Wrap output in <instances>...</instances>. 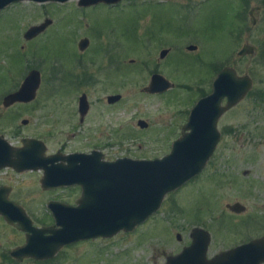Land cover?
Listing matches in <instances>:
<instances>
[{"label":"rangeland","instance_id":"374dc122","mask_svg":"<svg viewBox=\"0 0 264 264\" xmlns=\"http://www.w3.org/2000/svg\"><path fill=\"white\" fill-rule=\"evenodd\" d=\"M79 1H22L0 12V136L14 146L31 137L45 142L48 154L99 150L109 161L155 160L171 152L200 98L189 87L196 91L201 80L203 92L210 90L224 67L249 75L254 87L221 118V140L202 173L168 195L158 213L131 233L82 241L68 249L69 260L56 264H163L190 244L194 227L210 232V258L263 238L264 0H129L88 7ZM257 9L253 27L249 12ZM238 12L241 34L230 25ZM47 18L53 23L26 41L25 32ZM87 37L91 44L81 52L78 42ZM167 42L174 43L175 52L158 63ZM246 43L256 53L240 58ZM189 45L197 49L187 51ZM33 68L43 79L37 98L5 108L4 96ZM159 68L174 80L175 90L163 96L143 93ZM61 71H67L65 82ZM83 71L99 81L85 77L78 83ZM84 93L92 108L81 124L78 101ZM118 94L120 103L109 106L108 96ZM140 121L148 128L141 129ZM42 177V170L0 174V184L14 187L11 198L37 228L55 224L49 201L76 206L81 195L80 187L45 191ZM235 203L246 211L227 208ZM0 242H27L26 233L1 214Z\"/></svg>","mask_w":264,"mask_h":264},{"label":"water","instance_id":"95a60500","mask_svg":"<svg viewBox=\"0 0 264 264\" xmlns=\"http://www.w3.org/2000/svg\"><path fill=\"white\" fill-rule=\"evenodd\" d=\"M22 1L38 3L69 0H0V11ZM124 0H81L80 6L88 7L98 3L109 5ZM254 10L251 11L253 15ZM32 26L25 33L30 41L42 34L51 24ZM256 23V20H254ZM90 42L87 38L80 41L79 48L84 51ZM197 46H189L195 51ZM168 51H163L165 58ZM255 54V47L245 44L238 56ZM41 73L33 70L26 77L19 90L3 99L5 108L16 103H31L37 98L41 86ZM254 87L249 75H238L236 69L225 67L213 83V92L200 100L182 136L173 143L172 151L155 160L117 159L113 162L102 161L103 154L62 153L47 156L46 144L35 138H24L22 146L12 145L4 136H0V171L13 168L17 172L43 170L41 180L43 190L78 185L83 192L76 206L51 201L48 208L52 211L55 225L49 228H36L20 205L9 201L8 195L0 190V214L11 223L26 232L27 246L31 256L37 259L51 258L65 245L95 238H112L120 232H132L144 224L161 209L168 194L183 187L198 176L207 166L220 140L219 119L243 101ZM171 88L162 76L154 75L148 87L142 89L147 94H157ZM122 98L114 95L108 98L113 104ZM224 99L226 105H222ZM88 98H80L82 121L88 113ZM27 121H24L26 124ZM141 129L149 124L140 121ZM227 208L241 214L246 208L235 203ZM181 240V235H177ZM190 246L175 257L168 258L167 264H264V237L239 245L226 252L208 258L211 234L206 229L196 227L191 233Z\"/></svg>","mask_w":264,"mask_h":264},{"label":"flooded vegetation","instance_id":"af4514ba","mask_svg":"<svg viewBox=\"0 0 264 264\" xmlns=\"http://www.w3.org/2000/svg\"><path fill=\"white\" fill-rule=\"evenodd\" d=\"M124 1H129V0H124ZM124 1H121V2H124ZM80 2H81V0L79 1V6H80ZM121 2H119V3H121ZM101 4H103V5H107L106 3H101ZM118 4V3H117ZM113 5H115V4H113ZM80 7H82V6H80ZM111 7V6H110ZM112 7H114V6H112ZM251 11L252 10H250V12H249V16L253 19L252 20V25H253V27H256L257 26V24H258V21H257V18H256V16H255V12H257L258 11V9L257 10H254V12H253V15H251ZM254 20H256V23H254ZM41 35V34H40ZM39 35V36H40ZM38 37V36H37ZM149 40H151L149 37H147ZM35 39V38H34ZM85 39V38H84ZM87 39H88V37H87ZM82 40V39H81ZM81 40H79V42H78V47H79V45H80V41ZM89 40V42H90V44H91V41H90V39H88ZM27 41V40H26ZM163 41V40H162ZM162 43V42H161ZM90 44H89V46H90ZM247 44V43H246ZM249 44V43H248ZM89 46H88V48H89ZM153 46V45H152ZM151 46V47H152ZM190 46V45H189ZM151 47L148 49V52H150L151 51ZM165 47H168V48H164V49H162L161 50V52L159 53L160 55H159V62L158 63H161V62H164V61H167V59L169 58L170 59V57L173 55V53L175 52V49H174V43H172V42H167L166 44H165ZM87 48V49H88ZM86 49V50H87ZM86 50H84V51H86ZM186 50L188 51V46L186 47ZM81 51V50H80ZM84 51H81V52H84ZM163 51H168V53H167V55H166V57L165 58H161V54H162V52ZM255 53H256V49H255ZM252 56V55H251ZM240 57V56H239ZM245 57H247V56H245ZM244 57V58H245ZM240 58H243V57H240ZM168 59V60H169ZM96 65H98V64H96ZM100 65H98L97 66V70L99 71V70H102V67H99ZM145 68L144 69H146L147 67L146 66H144ZM225 68V67H224ZM33 70H37V71H39L40 73H41V80L43 81V79H42V72L40 71V70H38V69H35V68H33V69H31L28 73H27V75H26V77L29 75V73L31 72V71H33ZM237 71V70H236ZM85 72L86 71H83V74H80L79 76H78V83H81V81H83V79L85 78V77H87V79L88 78H91V79H93L95 82H97V81H99L98 79H96V77L95 76H97L96 74H94V73H92L93 75H91L90 73H86L85 74ZM220 72V71H219ZM218 72V73H219ZM218 73H217V75H218ZM237 73H238V71H237ZM60 80L63 82H65L66 80H65V76L67 75V71H61L60 72ZM154 75H159V76H162L164 79H166V81H168V84H169V86H171V88L168 90V91H166V92H163V93H158V94H154V95H156V96H163V95H166V94H168L169 92H172L173 90H175V84L173 83L174 82V80H172V79H170V78H168L166 75H165V71H164V74H162L161 73V71H160V68L159 69H157V72L156 73H154L152 76H151V79H152V77L154 76ZM238 75H240L239 73H238ZM240 76H242V75H240ZM26 77L24 78V80H23V82L25 81V79H26ZM86 79V80H87ZM42 81H41V85H42ZM85 81V80H84ZM104 81V80H103ZM173 81V82H172ZM23 82L21 83V85L15 90V91H17V90H19L20 89V87L22 86V84H23ZM76 82V81H75ZM150 82H151V80H150ZM202 82H204V81H198L197 82V88H196V91H193V88L192 87H189V91L190 92H193L194 94H197V93H199L198 95V97H200L199 98V100L195 103V105L193 106V108L191 109V111H190V113H189V116H188V119H187V122L189 121V119H190V116H191V114H192V110L195 108V106L198 104V102L200 101V100H202V99H204V98H206L207 96H209L212 92H213V83H214V81H213V83L211 84V89L210 90H207V91H205V92H203L204 91V89L206 88V87H203V86H205L204 85V83H202ZM94 83V82H93ZM208 83H210V81L208 82ZM205 84H207V83H205ZM41 87V86H40ZM182 87V85L181 86H179V88H181ZM15 91H13V92H15ZM38 92H39V90H38ZM197 92V93H196ZM201 92H203V93H201ZM85 94V93H84ZM83 95V94H82ZM119 95V94H118ZM110 96H114V95H110ZM110 96H108V98L110 97ZM122 96V95H121ZM81 98V97H80ZM80 98H79V101H78V113H79V117H80V123L81 124H83L84 122H85V118H86V116L89 114V112H90V110H91V105H90V103H89V101H88V113L86 114V116L84 117V120L82 121V115H81V111H80ZM87 98H88V96H87ZM107 98V99H108ZM122 100V98L118 101V102H116V103H113V104H110L109 103V100H107V102H108V104H109V106H116L118 103H120V101ZM226 102H227V100L226 99H224V101H223V103H222V105L224 106V105H226ZM32 103V102H31ZM31 103H16L17 105H28V104H31ZM15 104V105H16ZM240 104V103H239ZM236 107V106H235ZM234 107V108H235ZM232 110V109H231ZM229 112V111H228ZM226 114V113H225ZM224 114V115H225ZM223 115V116H224ZM222 116V117H223ZM221 117V118H222ZM221 118L219 119V121H218V129H219V122H220V120H221ZM186 122V123H187ZM184 126H185V124L183 125V127L181 128V133L183 132V128H184ZM219 131H220V129H219ZM220 133H221V136H222V132L220 131ZM94 151H97V152H100V153H102L103 154V158H102V161H105V162H113V161H109V160H107L106 159V155L103 153V152H101V151H99V150H92L91 152H89V153H84V154H88V155H90V154H92ZM59 153H62V154H66V155H70V154H74V153H83V152H74V153H65V152H63V151H57L56 153H51V154H48L47 153V156H51V155H55V154H59ZM124 158H128V157H124ZM119 159H122V158H119ZM117 160V159H116ZM115 161V160H114ZM208 165V164H207ZM7 171H10L12 174H16V175H19L20 173H22V174H24V173H28V172H30V171H25V172H17L16 170H14L13 168H6V169H3V170H1L0 171V174H3V173H5V172H7ZM196 178V177H195ZM193 180V179H192ZM190 183V182H189ZM188 184V183H187ZM185 186V185H184ZM13 186H11V185H9V184H0V190L2 191V192H5V194H7L8 195V199H9V201H11V202H14L15 204H17L12 198H11V194L13 193ZM81 189V188H80ZM81 193H82V189H81ZM53 201V200H52ZM17 205H19V204H17ZM52 213V212H51ZM28 214V213H27ZM29 216V215H28ZM30 217V216H29ZM30 219H31V217H30ZM32 220V219H31ZM33 222V221H32ZM33 226L34 227H36L35 225H34V223H33ZM42 227H40V228H49V227H52V225L51 224H49V225H47V226H43V225H41ZM54 226V225H53ZM37 227H39V226H37ZM36 227V228H37ZM194 228H196V227H194ZM193 228V229H194ZM193 229H192V231H193ZM192 231H191V233H192ZM209 232V231H208ZM26 233V232H25ZM191 233H190V238H191ZM27 237V236H26ZM182 237V236H181ZM182 239V238H181ZM80 242H82V241H80ZM80 242H77V243H71V244H69V245H65V246H63L61 249H59L55 254H54V256L53 257H51V258H45V259H37V258H35V257H33V256H31L30 255V253L28 252V250H24V247H26L27 246V242L25 243V244H18V243H16L15 245H11V244H9V243H5V242H0V264H56L57 262H62V261H66V260H69L68 259V256H67V251H68V249H70V248H74L73 246L74 245H77V244H79ZM191 242H192V239H191ZM191 242H190V244H191ZM190 244L189 245H187V246H185V247H183V249L180 251V252H173L170 256H167L166 258H165V261H164V263L163 264H167V262H168V258H170V257H175V256H177V255H179L183 250H184V248H186V247H188V246H190ZM242 245V244H241ZM235 247H237V246H235ZM235 247H233V248H235ZM233 248H231V249H233ZM230 250V249H229ZM226 251H228V250H225V251H222V252H226ZM222 252H220V253H222ZM63 253L65 254L66 253V256H63ZM220 253H218V254H220ZM218 254H216V255H218ZM215 255V256H216ZM215 256H213V257H215ZM213 257H211V258H213ZM208 258H210L209 256H208ZM210 258V259H211Z\"/></svg>","mask_w":264,"mask_h":264},{"label":"trees","instance_id":"16d2710c","mask_svg":"<svg viewBox=\"0 0 264 264\" xmlns=\"http://www.w3.org/2000/svg\"><path fill=\"white\" fill-rule=\"evenodd\" d=\"M238 20H241L240 19V15H239V12L237 13V14H235V16H234V19L233 20H231V22H230V25H232L233 26V30H238L239 28V26H238ZM239 31V33L241 34L242 33V31H241V29L240 30H238Z\"/></svg>","mask_w":264,"mask_h":264}]
</instances>
